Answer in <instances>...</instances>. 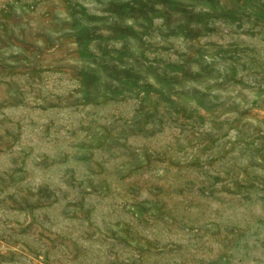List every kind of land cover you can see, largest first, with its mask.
<instances>
[{"label": "rangeland", "instance_id": "rangeland-1", "mask_svg": "<svg viewBox=\"0 0 264 264\" xmlns=\"http://www.w3.org/2000/svg\"><path fill=\"white\" fill-rule=\"evenodd\" d=\"M88 2L102 4L93 11L107 15L90 17L71 32L64 31L68 25L53 26L51 31L62 33L56 37L45 23L51 8L35 15L49 0H0V131L4 136L24 142L39 140L41 134L56 135L55 122L45 115L49 109L43 104L32 108L29 121L30 129L38 127L40 132L30 131L27 136L20 114L6 111L23 106L21 81L37 83L48 73L75 81L77 97L107 96L117 101L106 117L112 123L98 125V132L84 124L68 128L71 139L87 133L81 146L89 137L95 141L87 145L86 153L110 149L111 132L123 122L127 127L122 128V136L135 138L141 147L150 141L163 149L157 153V163H163L160 157L169 159L170 151L182 153L185 163L170 161L169 167L186 177V184L199 194L206 190V181L223 185L230 162L248 157L251 167L259 166L257 158L264 163V102L245 83L260 74L255 69L264 72V0ZM221 66L225 71H220ZM250 95L251 107H242ZM7 124H15V131ZM64 128L59 125L58 130ZM159 175L163 179L166 173L161 169ZM11 182V177L5 181L0 176V192ZM35 195V202L9 197L8 211L31 215L51 206L53 193L46 186ZM60 214L69 218L66 211ZM77 218L73 211L71 219ZM32 228L30 224L25 231ZM91 235L95 234L89 239ZM109 237L123 243L115 230Z\"/></svg>", "mask_w": 264, "mask_h": 264}, {"label": "clouds", "instance_id": "clouds-1", "mask_svg": "<svg viewBox=\"0 0 264 264\" xmlns=\"http://www.w3.org/2000/svg\"><path fill=\"white\" fill-rule=\"evenodd\" d=\"M46 7L52 11L45 23L56 37L62 33L51 31L53 26L68 25L64 31L71 32L90 17L107 15L93 11L102 4L88 0H49L35 15ZM254 71L260 74L245 83L264 102V72ZM21 84L23 106L6 111L20 114L27 136L30 131L40 132L38 127L30 129L29 121L32 108L43 104L49 109L45 115L55 122L56 135L14 142L0 131L5 142L0 147V176L13 181L0 192L4 201L0 264H264V163L259 158L257 167L249 166L248 157L230 162L223 185L206 181V190L199 194L186 184V177L169 167L170 161L185 163L182 153L170 151L169 159L160 157L163 163H157V153L163 149L150 141L141 147L135 138L122 136V128L127 127L123 122L111 132L110 149L86 153L88 144L95 145L91 137L80 145L87 133L69 138L68 128L78 124L90 125L94 132L98 125L111 124L106 117L116 100L77 97L75 81L48 73L37 83ZM242 107H251V95ZM59 125L65 128L58 130ZM6 127L16 128L15 124ZM161 169L166 173L163 179ZM44 186L53 193L50 207L31 215L8 211L9 197L35 202V194ZM69 203L76 207L65 208ZM141 208L146 210L143 214ZM73 211L77 219H71ZM30 224L33 228L25 231ZM110 230L123 243L111 239Z\"/></svg>", "mask_w": 264, "mask_h": 264}]
</instances>
